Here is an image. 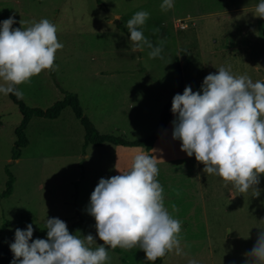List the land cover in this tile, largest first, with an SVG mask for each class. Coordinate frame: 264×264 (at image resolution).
<instances>
[{
  "label": "rangeland",
  "instance_id": "1",
  "mask_svg": "<svg viewBox=\"0 0 264 264\" xmlns=\"http://www.w3.org/2000/svg\"><path fill=\"white\" fill-rule=\"evenodd\" d=\"M0 0V21L15 17L16 27H29L47 18L57 27L63 48L55 54L53 70H43L30 82L17 85L30 107L47 109L63 98L62 89L82 95V106L101 133L128 140L146 138L157 128L165 104L175 94L178 66L185 87L201 91L204 78L231 66L233 75L264 82V18L253 10L235 8L243 0ZM139 11L150 14L141 26L154 45L163 44L161 57L150 58L147 46L131 52L126 22ZM120 14L122 27L111 21ZM190 18H187V16ZM25 21L22 26L19 21ZM116 21V20H115ZM181 21V22H179ZM182 24L186 25L183 29ZM182 29H181V28ZM155 29H159L153 34ZM0 83H3L0 80ZM131 88V90H130ZM132 92L135 96L128 98ZM62 115V117H60ZM57 119L34 116L25 133L28 144L20 159H12L16 129L23 115L9 94L0 93V193L11 175L13 191L0 197V240L26 230L33 240L47 239V218H60L71 234L94 236L93 250L103 244L90 197L101 178L127 171L137 152L157 158V180L164 206L181 222L182 255L167 253L155 264H246L245 254L264 230V174L253 189L241 194L181 150L173 138V113L151 152L105 143L84 149L85 128L71 107ZM86 152V154H84ZM234 190L235 195L231 194ZM175 205V211H173ZM108 250L106 264H153L138 246Z\"/></svg>",
  "mask_w": 264,
  "mask_h": 264
},
{
  "label": "clouds",
  "instance_id": "2",
  "mask_svg": "<svg viewBox=\"0 0 264 264\" xmlns=\"http://www.w3.org/2000/svg\"><path fill=\"white\" fill-rule=\"evenodd\" d=\"M173 6V0H163L160 7L167 11ZM254 15L264 18V0ZM149 16L146 11L136 12L126 27L133 42L131 52L147 46L149 57L157 58L163 44L154 45L140 30ZM15 23L14 16L0 21V93L22 98L16 86L30 82L43 70H53L55 54L63 44L58 41L56 25L47 18L27 28H13ZM201 88L202 93L194 92L189 85L173 97V138L182 141L181 150L189 157L195 155L207 175L221 177L241 194L251 188L253 196L259 197L255 186L264 174V82H254L246 74L233 75L231 66H221L218 73L204 78ZM157 163L154 155L137 152L127 171L117 168L121 174L99 180L88 209L103 241L99 247H90L95 239L92 234L81 239L70 233L62 219L47 218V239L33 240L31 223L26 230L16 229L10 244L14 253L11 264H106L110 258L105 246L113 250L138 246L153 264L171 251L184 254L179 239L181 222L164 206ZM245 255L249 258L246 264H264V230ZM188 264L197 262L189 260Z\"/></svg>",
  "mask_w": 264,
  "mask_h": 264
},
{
  "label": "trees",
  "instance_id": "3",
  "mask_svg": "<svg viewBox=\"0 0 264 264\" xmlns=\"http://www.w3.org/2000/svg\"><path fill=\"white\" fill-rule=\"evenodd\" d=\"M115 22L118 24V26L123 28L119 20H116ZM184 89V76L181 71V66L179 65L177 72V88L175 94L165 104L157 128L148 137L135 140H128L122 136H117L114 134L101 133L95 123L92 121V119L84 112L83 106L80 101V96L77 92H72L63 88V98L61 100L56 101L54 105L47 109H42L39 107H30L23 101L22 98H18L15 94L10 93V98L16 105H18L23 115L22 121L16 129L17 140L12 151V159H19L22 154V147H25L28 144V138L25 133V129H27L31 119L34 116L57 119L61 115L62 111L67 107H71L75 116L85 128L84 149H86L89 144H93L95 146H102L105 143H111L114 145L143 148L150 152L154 149L155 143L158 139L161 138L167 126L169 125V122L172 119L173 112L171 111V108L173 97L177 93L182 94ZM84 154H86V152H84ZM14 180L15 178L11 175L10 179L7 182L6 190L0 193V197L7 196L12 193ZM14 240L15 235L4 237L0 240V264H11V262L13 261L14 253L10 249V244L13 243Z\"/></svg>",
  "mask_w": 264,
  "mask_h": 264
},
{
  "label": "crops",
  "instance_id": "4",
  "mask_svg": "<svg viewBox=\"0 0 264 264\" xmlns=\"http://www.w3.org/2000/svg\"><path fill=\"white\" fill-rule=\"evenodd\" d=\"M243 2L244 3H242L241 5H237L235 8H243V9H247V10H253V9H255L256 8V6L260 3V0H243ZM115 15V19L113 20V19H111V21L113 20L114 22H115V20H118V19H116V17L117 18H120L121 17V15L120 14H114ZM187 18H190V16L188 15L187 16ZM179 22H181V21H179ZM181 28V27H180ZM182 29V28H181ZM183 29H185V28H183ZM185 81V80H184ZM130 90H131V88H130ZM132 91V90H131ZM64 95V94H63ZM80 96V101L82 102V95L80 94L79 95ZM135 96L133 95V93L132 92H130L129 93V95H128V98L131 100L132 98H134ZM82 104V103H81ZM84 109V108H83ZM85 112V111H84ZM91 119H92V121L94 122V120H93V116L90 114V115H88ZM60 117H62V115L60 116ZM32 120V119H31ZM31 122V121H30ZM96 125V124H95ZM109 134H112V133H109ZM147 151V150H146ZM149 152V151H148ZM151 152V151H150ZM20 159V158H19ZM18 159V160H19ZM235 191L234 190H232L231 191V194L232 195H235V193H234Z\"/></svg>",
  "mask_w": 264,
  "mask_h": 264
},
{
  "label": "water",
  "instance_id": "5",
  "mask_svg": "<svg viewBox=\"0 0 264 264\" xmlns=\"http://www.w3.org/2000/svg\"><path fill=\"white\" fill-rule=\"evenodd\" d=\"M110 16L113 20L115 19V15L111 14Z\"/></svg>",
  "mask_w": 264,
  "mask_h": 264
},
{
  "label": "built area",
  "instance_id": "6",
  "mask_svg": "<svg viewBox=\"0 0 264 264\" xmlns=\"http://www.w3.org/2000/svg\"><path fill=\"white\" fill-rule=\"evenodd\" d=\"M182 27L184 28V27H186V25L182 24Z\"/></svg>",
  "mask_w": 264,
  "mask_h": 264
}]
</instances>
